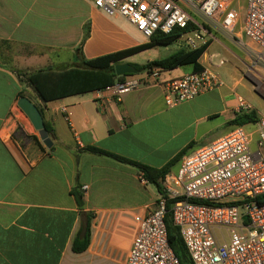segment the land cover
Instances as JSON below:
<instances>
[{
	"label": "crops",
	"instance_id": "0c3cea01",
	"mask_svg": "<svg viewBox=\"0 0 264 264\" xmlns=\"http://www.w3.org/2000/svg\"><path fill=\"white\" fill-rule=\"evenodd\" d=\"M228 5L239 14L235 36L246 42L244 17L240 20L246 0H228ZM214 37L198 64L218 75L230 63L232 84L225 91L220 87L166 106L157 82L194 73L193 67L184 66L161 71L157 81L146 72L126 75L123 80L140 85L119 103L106 93L97 99L99 91L43 103L29 86L28 74L78 68L83 60L148 40L125 21L94 8L92 0H0V45L7 43L12 50L7 56L0 48V264H125L139 219L155 209L162 193L136 168L87 149L162 169L188 147L187 153L217 140L212 139L218 128H232L228 123L237 115H263L264 67L241 49L236 54L226 35ZM138 54L120 63L132 65L127 61ZM154 60L159 58L148 62ZM239 88L248 99L262 102L263 111L256 113L237 93ZM237 97L251 106L250 113L239 110ZM20 98L39 110L50 129V147L19 108ZM178 166L167 175H175ZM74 189L81 191V207ZM86 225L88 244L74 253L72 244Z\"/></svg>",
	"mask_w": 264,
	"mask_h": 264
},
{
	"label": "built area",
	"instance_id": "2783aa9c",
	"mask_svg": "<svg viewBox=\"0 0 264 264\" xmlns=\"http://www.w3.org/2000/svg\"><path fill=\"white\" fill-rule=\"evenodd\" d=\"M107 17L119 18L144 39L188 29L187 49H197L215 39V33L235 45L264 67V0H246L238 40L239 14L228 0H92ZM222 60L218 65H223ZM160 70L146 73L158 80ZM140 83L122 80L99 91L113 102L134 91ZM157 85L165 105L176 106L223 86L213 70L202 69ZM239 110L251 106L237 97ZM65 120L69 113L62 109ZM254 130L235 127L211 144L196 149L179 161L177 173L162 181V195L155 209L138 221L125 264H180L168 244L164 223L168 201L173 225L178 229L191 264H264V114ZM256 137L254 140L253 137ZM243 208L244 213L239 212ZM243 217H246L244 220ZM219 232V233H217ZM219 234V236H217Z\"/></svg>",
	"mask_w": 264,
	"mask_h": 264
},
{
	"label": "trees",
	"instance_id": "16d2710c",
	"mask_svg": "<svg viewBox=\"0 0 264 264\" xmlns=\"http://www.w3.org/2000/svg\"><path fill=\"white\" fill-rule=\"evenodd\" d=\"M188 29H175L169 35L157 34L151 37L147 43L133 47L130 49L122 50L119 52L107 54L91 60H83L78 68L67 69L64 71H55L51 69H41L35 73L28 74L26 80L29 86L37 94L38 98L43 102H48L60 98L66 94H80L92 91H102L106 87L112 86L117 82H121L123 77H117L114 72V66L124 59L154 48L155 46H168L174 43L177 39L187 33ZM88 35L87 30L85 31V37ZM6 47H9L7 43L1 42ZM206 46L199 47L197 49L180 48L176 52L170 54L166 58L154 60L145 63L144 65L132 64L139 73L150 72L153 69L160 71H172L179 67L191 66L194 72L202 70L198 64V60L206 50ZM80 51V47L78 48ZM257 116L251 114H240L237 115L233 121L228 123V126L239 127L249 123H255ZM45 130L50 133V129L47 124L44 125ZM191 148L188 147L172 159L162 169H152L140 163L130 161L128 159L112 155L105 151L95 148H89L88 151L110 157L117 162L130 165L136 168L142 175L143 178L153 184L159 193H162V187L160 183L163 181L165 176L170 172V169L176 165L180 159L187 154V151ZM76 204L81 207L83 206L82 194L79 189H74L72 192ZM258 200L264 202V196ZM174 201H168L166 207V215L164 223L167 231L168 244L173 251L174 255L178 259L180 264H191L185 246L181 240L178 229L173 225L170 213V207ZM89 241V228L88 225L84 228L81 235H79L72 244V251L74 253H80L84 251Z\"/></svg>",
	"mask_w": 264,
	"mask_h": 264
},
{
	"label": "rangeland",
	"instance_id": "374dc122",
	"mask_svg": "<svg viewBox=\"0 0 264 264\" xmlns=\"http://www.w3.org/2000/svg\"><path fill=\"white\" fill-rule=\"evenodd\" d=\"M245 14V9H241L240 12V20H243ZM188 36L187 35H183L182 37H180L179 39H177L174 43H172L171 45L168 46H155L154 48L149 49L148 51L142 52L136 56H134L133 58H131L130 60H128L127 62H132V64H138V65H144L145 63L148 62V60L151 59H155V58H159V59H163L166 58L167 56H169L170 54L176 52L178 49L180 48H186L185 46V40ZM0 48H2L3 52L8 56V54H10L9 52H12V50L10 51V47H5L2 45H0ZM233 51L240 55L241 54V50L234 46ZM128 64V63H127ZM230 63H226L224 66H222V68L219 70L218 72V78L222 81L223 86L221 87L222 91H225L227 87H230L232 82L230 81L229 77L227 76V70L230 69ZM237 93L240 94L246 101L249 102V104L254 108L256 113H260L261 111H263V103L259 102L257 100H251L248 99V97L245 95L244 91H241V89L239 88L237 90ZM216 123H221L222 122V118H216L215 119ZM247 131L252 132L254 130V126L253 124H247L243 126ZM228 127H224L223 125H221L218 128V134L216 137H214L212 140H215L216 138H220L224 135H226L229 131H231L233 128L232 127L230 129H227ZM254 140L256 139V137H253ZM207 144V143H205ZM195 150L192 149L190 150L187 154H192ZM173 171H175V168L173 169ZM239 212L241 214L244 213L243 208H239ZM219 233V232H217ZM217 236H219V234H217Z\"/></svg>",
	"mask_w": 264,
	"mask_h": 264
},
{
	"label": "water",
	"instance_id": "95a60500",
	"mask_svg": "<svg viewBox=\"0 0 264 264\" xmlns=\"http://www.w3.org/2000/svg\"><path fill=\"white\" fill-rule=\"evenodd\" d=\"M114 72L117 77H123L126 75H136L139 73V71L135 67L127 63L116 64L114 66ZM18 106L24 113V115L29 119L34 129L38 131L39 137L43 144L46 147H50L51 142L48 138L39 110L25 98L19 99ZM243 219L245 220L246 217H243Z\"/></svg>",
	"mask_w": 264,
	"mask_h": 264
}]
</instances>
